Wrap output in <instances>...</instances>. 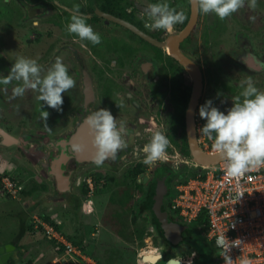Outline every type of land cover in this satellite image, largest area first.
<instances>
[{
	"label": "flooded vegetation",
	"instance_id": "1",
	"mask_svg": "<svg viewBox=\"0 0 264 264\" xmlns=\"http://www.w3.org/2000/svg\"><path fill=\"white\" fill-rule=\"evenodd\" d=\"M161 2L187 16L172 32L145 27L146 9L150 4ZM76 5L101 36L100 44L93 45L67 31ZM0 18V47H7L4 36L8 20L12 18L17 25L30 26L26 34L32 32L35 36L33 42L37 48L33 52L46 73L57 57L67 66L76 85L62 94L64 108L59 116L69 119V130L79 116L85 118L99 108L109 109L118 121L125 123L128 154L137 158L131 161L126 175L133 177L137 173L136 181L140 179L142 185L137 201L150 192L155 178L180 179L192 172L183 161L190 157L186 114L195 81L199 90L191 108L192 135L197 146L208 154L215 151L212 141L206 143L200 139V128L206 123L199 115L200 106L212 100L213 106L227 114L233 106L232 99L241 96L246 87L242 82L249 78L264 91V0H257L254 10L248 7L246 0L244 8L224 20L214 13L202 14L194 0H0ZM29 43L26 40V44ZM44 45L46 60L42 59L43 55L40 57ZM6 61L9 60L0 59L2 63ZM78 107L81 108L79 113ZM149 128L168 137L169 159L177 161V167L171 166L174 160L149 166L143 162L144 157L138 158L151 138L146 131ZM32 133L39 137L36 131ZM118 160L119 157L102 165L99 175H111L118 169ZM84 166L90 169V165ZM84 181L79 188L82 196L88 195V192L82 193V186H87ZM70 193L66 202L72 217L77 208L81 216H90L88 211L87 215L83 214L81 199L72 198L74 186ZM168 200H164V209ZM145 219L144 214L143 221ZM192 234L190 229L189 234L181 235L186 239ZM153 245L157 248L155 255L162 254L156 241ZM10 258L14 259L13 254Z\"/></svg>",
	"mask_w": 264,
	"mask_h": 264
},
{
	"label": "rangeland",
	"instance_id": "2",
	"mask_svg": "<svg viewBox=\"0 0 264 264\" xmlns=\"http://www.w3.org/2000/svg\"><path fill=\"white\" fill-rule=\"evenodd\" d=\"M1 24L2 18H0ZM28 30H30V26L17 25L12 18H9L7 32L4 36V45H7V47H0V59L9 61H6L7 63L0 62V78L9 74L18 56L36 57L33 52L37 48V44L33 42L35 36L32 35V32L26 34ZM26 40L30 43L26 44ZM44 50L45 45L40 50V57L43 55L42 59L46 60ZM42 73H46V71ZM21 83L14 80L10 84L0 87V128L16 137H19L23 132H47L53 136H59L68 131L70 128L69 119L63 115L59 116L62 111L58 112L49 108L44 102L37 99L38 92L36 90H27L23 96H13V88ZM63 108L64 106L62 105ZM42 111L49 113L46 123L51 132L45 129ZM72 123L73 119L71 125ZM22 151L23 149L20 147L0 148V177L5 175L12 176L18 187L22 189L28 188L31 180H34L38 184H44L46 190L33 194L25 201L20 196L18 199H11L0 193V246L12 243L19 232L20 221L25 223L27 221L28 224L32 225V230L22 239L23 248L17 251L14 248L12 251L16 264H27V261H31L29 264H96L92 258L83 253L84 259L72 254H65L63 250L55 251V246L51 244L47 238L48 236L43 234L44 232L38 227V221H43L41 215L48 216L55 224L60 226L61 231L65 235L81 242L87 251L108 264H149L143 260L138 261L136 259V249H138L140 243L135 242L130 237L119 238L116 236L113 233V226L110 225L108 220V215L112 211L120 209L117 206H110L109 199L112 196V191L118 189L120 184L121 186H128L130 181L126 174L130 168L129 166H131V161L137 159L133 158L134 155L127 153L126 158L118 160V169L112 172L115 175H105L106 178L109 177L115 181H112L110 185H107V181L99 175L102 166L98 167L95 164H88L90 169L87 170V167L85 168L82 165L74 176V196L72 198L75 196L79 197L82 204L92 201L91 213L88 212L90 216H81L77 208L75 216L72 217L66 199H59V201L57 199L54 202L44 199L45 195L52 193V190L46 180L33 167L32 161ZM128 157L132 158L128 159ZM143 157L144 153L142 155L139 154L138 158ZM169 160L172 162L174 159ZM126 161H128V164ZM176 162L174 160V165L171 166L177 167ZM189 167L191 165L187 166V168ZM91 169L98 172L92 173ZM82 173H84V176ZM186 175V177H189L191 173ZM83 179H85V184L87 180H90L92 185L91 193L86 196H82L79 191ZM165 200H168V197ZM130 215L127 212L125 216L130 218ZM145 215L148 222L143 221V217H140L137 221V226L143 228L145 234L150 232L154 236L156 246L161 249L160 251L163 254L162 261L159 264H163L164 259L168 257L188 259L191 254H194L191 256L192 264H202V259H207L205 264H212L208 263V261L213 249L194 225L190 227L193 232L191 237L186 238L178 247H174L166 243L154 227L152 229V226L149 225L151 224L150 216L147 212H145ZM132 228L131 225L128 226L126 230L127 236L132 235ZM62 236L64 235L62 234ZM64 238L66 237L64 236Z\"/></svg>",
	"mask_w": 264,
	"mask_h": 264
},
{
	"label": "clouds",
	"instance_id": "3",
	"mask_svg": "<svg viewBox=\"0 0 264 264\" xmlns=\"http://www.w3.org/2000/svg\"><path fill=\"white\" fill-rule=\"evenodd\" d=\"M204 15L215 14L220 20L231 17L244 8L246 0H194ZM248 7L255 9L257 0H247ZM148 20L145 27L150 30L172 32L177 24L187 19L183 11H178L166 2L150 4L146 9ZM67 31L81 40L90 41L93 45L101 43V36L87 23V17L80 13L79 5L74 6ZM44 69L39 65L38 58L18 56L9 74L0 78V84L8 85L12 81L22 82L13 88V96H23L27 90H37L38 99L49 108L62 111L63 93L73 89L75 80L69 75L67 66L57 57L55 63L41 75ZM246 85L241 96L235 97L233 106L227 114L213 106L207 100L199 108V115L206 123L200 133L212 141V149L226 162L227 174L239 178L253 169L264 167V91L259 90L249 78L243 81ZM49 113L42 111L45 129L51 132L46 121ZM92 133V143L96 148L93 163L102 166L107 159H115L117 153L125 148L127 128L123 121H118L111 111L99 108L84 119ZM151 134L148 143L143 146L144 163L154 166L157 162L169 159L167 149L171 146L168 137L160 132L146 129ZM79 151V145H73ZM228 240L225 235L217 240V246L226 247ZM162 258V254H161ZM181 264L173 257L168 264ZM225 264H232L227 256Z\"/></svg>",
	"mask_w": 264,
	"mask_h": 264
},
{
	"label": "built area",
	"instance_id": "4",
	"mask_svg": "<svg viewBox=\"0 0 264 264\" xmlns=\"http://www.w3.org/2000/svg\"><path fill=\"white\" fill-rule=\"evenodd\" d=\"M206 138L200 137L209 143ZM86 183L90 194L91 182ZM20 190L12 176L0 177V193L18 199ZM172 190L174 195L167 202V210L175 220L190 227L194 225L201 232L215 253L216 264H225L227 256L232 264H264V167L250 170L239 178L230 177L223 160L175 183ZM38 223L54 241L55 251L63 250L65 254L84 259L80 249L53 226L43 221ZM223 235L228 244L219 247L217 240ZM153 244V235L146 232L136 249V259L143 260L144 253L151 250L156 254ZM191 256L178 260L181 264H192Z\"/></svg>",
	"mask_w": 264,
	"mask_h": 264
},
{
	"label": "water",
	"instance_id": "5",
	"mask_svg": "<svg viewBox=\"0 0 264 264\" xmlns=\"http://www.w3.org/2000/svg\"><path fill=\"white\" fill-rule=\"evenodd\" d=\"M198 90L199 86L197 81H195L194 95L186 114L190 157L183 162L185 166L191 165L189 167L192 170L191 175L200 172L206 165V167L214 166L223 161L215 152L204 153L193 138L191 108L196 102ZM80 109V107L77 108V113L80 112ZM77 119L78 121L71 130L59 136L44 132L45 134L39 133V137H34L33 133L23 132L19 137H16L0 128V148L20 147L23 149L22 152L32 161L34 168L49 184L52 193L45 195V200L54 202L57 199V201L59 199H67L73 189L74 176L78 169L84 164H95L93 163V157L96 153V148L92 143L91 130L84 123L85 118L79 116ZM125 142L127 146L118 152L115 159H118V157L122 159L128 153L129 145L127 139H125ZM73 145H79L80 150L74 151ZM109 160L114 159H107L103 164L106 165ZM182 180L183 178L179 179L177 177L166 179V176L155 178L149 196L143 203L144 211L149 214L158 234L166 243L174 247H178L181 242L185 241L181 234H189L190 226L173 219L167 210L169 203L166 204V209L162 207L166 196L171 193L173 184ZM140 181V179L137 180L138 183ZM61 195L65 197L62 198ZM82 211L84 215H87L85 203L82 204ZM14 248L12 244L0 246V264H9L8 261ZM143 261L149 264H159L162 261L161 254L147 255L143 257ZM168 262L169 260L163 261V264H168ZM173 264H175V261H173Z\"/></svg>",
	"mask_w": 264,
	"mask_h": 264
},
{
	"label": "trees",
	"instance_id": "6",
	"mask_svg": "<svg viewBox=\"0 0 264 264\" xmlns=\"http://www.w3.org/2000/svg\"><path fill=\"white\" fill-rule=\"evenodd\" d=\"M136 174L137 173H135L133 175V177H127L128 180L130 181V182H128V186H123V185L121 186V184H120V186H118L119 187L118 189L112 191V194H111L112 196L109 199V203H110L109 205L110 206H117L120 209L112 211L108 215V220H109L110 225L113 226V233L116 236H118L119 238H129L130 237V239L133 238L135 242L141 243L145 233H144L143 228H139L137 226V221L140 217H143V215L145 214V211L143 208V203H144V200L149 196V191L146 193L145 197L141 201L136 200V195L139 194L142 190V185L136 181ZM171 178H173V177H171ZM103 179H105L107 181V185H110L112 183V181H114L109 177L108 178L103 177ZM45 190H46V187L44 184H38L34 180H31L28 188H25V189L21 188V190L19 192V196L25 201L28 198H30L33 194L41 192V191H45ZM87 192H88V187L86 185H83L82 186V193L86 194ZM173 195H174L173 190H171V193L167 196L168 199H170ZM162 208H164V206ZM127 212H129L131 214L130 218H126L125 215L127 214ZM41 219L45 223L53 226L57 231L61 232L66 237V239L69 242H71V244L73 246L80 249V251L83 254L92 258L96 264H108L107 262L96 257V255L87 251L82 246L81 242L76 241L75 239L65 235L61 231L60 226L58 224H55L54 221L52 219H50L48 216L41 215ZM145 222H148V220L145 219ZM130 225L133 227L132 228V235L127 236L126 230L128 229V226H130ZM149 225L156 229L152 219H151V224H149ZM39 229H41V228H39ZM31 230H32L31 224H28L27 221H26V223L24 221H20L19 232L17 233L15 239L11 243L15 247V251L23 248L22 239ZM41 230H40V233L42 232ZM47 238L50 240L51 244L54 245V241L49 237H47ZM211 252H212L211 256H210L211 258L209 257L208 263L216 264L215 263V258H216L215 253L213 252V250ZM201 262H202V264H205V263H207V259H205V260L202 259ZM29 263H31V261H27V264H29ZM9 264H16V262L13 258H10Z\"/></svg>",
	"mask_w": 264,
	"mask_h": 264
},
{
	"label": "bare ground",
	"instance_id": "7",
	"mask_svg": "<svg viewBox=\"0 0 264 264\" xmlns=\"http://www.w3.org/2000/svg\"><path fill=\"white\" fill-rule=\"evenodd\" d=\"M206 166H207V165H206ZM206 166H205V167H206ZM91 207H92V201H88V202H86V209L88 210L89 213H91V210H90ZM147 250H148V249H147ZM147 250H145V251H147ZM144 254H145L144 256H146L147 254L153 255V254H155V253H153V251L151 250V252H149V253H148V252H145Z\"/></svg>",
	"mask_w": 264,
	"mask_h": 264
}]
</instances>
